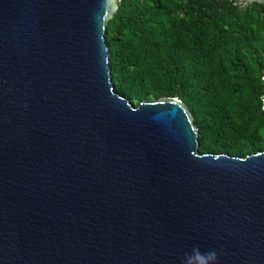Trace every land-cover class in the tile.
<instances>
[{
	"label": "water",
	"instance_id": "95a60500",
	"mask_svg": "<svg viewBox=\"0 0 264 264\" xmlns=\"http://www.w3.org/2000/svg\"><path fill=\"white\" fill-rule=\"evenodd\" d=\"M119 8L0 0V264H182L193 247L264 264V150L202 153L182 100L118 93Z\"/></svg>",
	"mask_w": 264,
	"mask_h": 264
},
{
	"label": "trees",
	"instance_id": "16d2710c",
	"mask_svg": "<svg viewBox=\"0 0 264 264\" xmlns=\"http://www.w3.org/2000/svg\"><path fill=\"white\" fill-rule=\"evenodd\" d=\"M105 38L115 90L133 104L179 98L200 152L264 150V5L120 0Z\"/></svg>",
	"mask_w": 264,
	"mask_h": 264
},
{
	"label": "clouds",
	"instance_id": "9594fccd",
	"mask_svg": "<svg viewBox=\"0 0 264 264\" xmlns=\"http://www.w3.org/2000/svg\"><path fill=\"white\" fill-rule=\"evenodd\" d=\"M218 259L214 250L202 252L199 247H193L190 253H186L182 264H216Z\"/></svg>",
	"mask_w": 264,
	"mask_h": 264
}]
</instances>
